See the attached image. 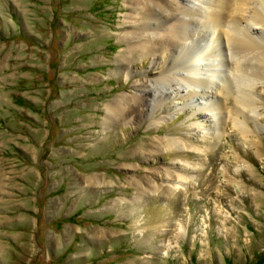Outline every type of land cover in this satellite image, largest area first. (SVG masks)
Returning a JSON list of instances; mask_svg holds the SVG:
<instances>
[{
  "label": "rangeland",
  "instance_id": "374dc122",
  "mask_svg": "<svg viewBox=\"0 0 264 264\" xmlns=\"http://www.w3.org/2000/svg\"><path fill=\"white\" fill-rule=\"evenodd\" d=\"M141 5L0 0V264H264V71L219 131L180 94L150 123L127 100L171 50Z\"/></svg>",
  "mask_w": 264,
  "mask_h": 264
},
{
  "label": "bare ground",
  "instance_id": "6f19581e",
  "mask_svg": "<svg viewBox=\"0 0 264 264\" xmlns=\"http://www.w3.org/2000/svg\"><path fill=\"white\" fill-rule=\"evenodd\" d=\"M133 1L142 3L136 8L138 13L150 8L149 0ZM162 1H152L146 10L150 22L158 23H150V30H145V37H140L139 42L159 44L155 41L158 39L164 44L160 48H170L171 58L167 61V56L161 54L160 60L154 59V68L162 69L154 80L147 79L142 84L145 91L137 95V100H127L128 107H122L119 100L105 106L108 121L128 118L125 107L129 110L131 105V112L137 115L146 108L150 123L158 125L165 116H154L153 105L159 101L162 105L180 94L187 103L197 96L204 110L201 114L213 116L214 129L219 131L220 122L224 124L226 118L223 113H230L224 98L219 97L223 90L227 94L235 92L238 103L248 102L243 105L246 111L256 112L257 106L249 103V97H253L251 91L260 76L258 70L264 71V0H171V7ZM156 50L152 49L153 54ZM240 76L247 81L243 89L233 84ZM234 124L247 134L243 123L234 120ZM165 140L177 143L174 137Z\"/></svg>",
  "mask_w": 264,
  "mask_h": 264
}]
</instances>
